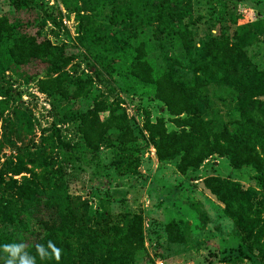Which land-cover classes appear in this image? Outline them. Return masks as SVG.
Here are the masks:
<instances>
[{"label": "trees", "instance_id": "16d2710c", "mask_svg": "<svg viewBox=\"0 0 264 264\" xmlns=\"http://www.w3.org/2000/svg\"><path fill=\"white\" fill-rule=\"evenodd\" d=\"M6 1L10 8L0 14V125L2 134L13 131L26 141L16 144L4 134L13 153L0 161V246L24 243L36 264H136L146 256L141 214L125 209L111 215L91 206L70 190L67 169L96 168L104 147L116 174L138 173L140 153L152 145L156 160L173 161L180 173L213 154L226 157L233 169L254 171L259 189L246 191L219 174L201 182L240 232L226 260L264 264V68L239 42L236 16L226 3L218 12L217 35L195 42L190 0H60L77 21L88 70L96 77L103 72L122 94L159 102L167 115L151 118L141 108L138 125L116 98L93 86L90 75L67 71L74 54L42 30L47 20L61 18L58 8L39 0ZM18 83H33L55 113L37 140ZM60 123L70 126L74 140L60 134ZM186 228L187 222L181 227L168 220L166 240L183 242ZM49 240L62 249L59 261L36 254L35 246ZM214 252L205 258L209 264L222 261ZM5 255L0 250V264Z\"/></svg>", "mask_w": 264, "mask_h": 264}, {"label": "rangeland", "instance_id": "374dc122", "mask_svg": "<svg viewBox=\"0 0 264 264\" xmlns=\"http://www.w3.org/2000/svg\"><path fill=\"white\" fill-rule=\"evenodd\" d=\"M189 3L191 16L194 18L191 28L195 42L207 33L217 35L221 27L218 12L224 8L222 4L226 3L227 11H232L236 16L235 27L239 42L245 46L251 61L258 68H264V0H190ZM9 8L6 0H0V14ZM19 15L27 17L25 12H20ZM69 16L72 21L68 24L62 23L61 18L57 17L56 23L47 20L42 28L51 41L65 43L67 50L74 54V58L65 67L67 71L73 68L74 72L70 71L73 75H90L93 86L108 97L116 98L127 118L132 117L138 125L143 119L141 108L147 109L151 118L157 115L167 118L165 112L160 110L159 102L137 95L122 94L103 72L96 77L94 72L88 70L84 60V56H88L87 52L77 40V21L73 13L65 15L66 18ZM29 32L33 33L34 28ZM7 75L8 73L6 77ZM18 84L19 88L26 91L20 99L31 111L32 138L37 140L41 128L48 127L54 121L55 113L46 96L33 83ZM223 102L218 101V105L224 109L227 105ZM166 124L171 126L167 120ZM57 126L61 135H65L67 139H75L70 126L61 123ZM4 134H8L16 144L26 141L23 135L17 136L13 131ZM4 134L0 125V161L13 153L4 140ZM139 157L138 173L116 174L110 165V150L102 147L98 151L96 168L86 172H70L67 169L69 188L87 199L91 206H102L111 215L125 209L141 214L146 256H138L136 264H209L205 258L214 251L222 261L215 260L210 264H230L226 259L235 253L240 232L222 214L220 202L203 187L201 179L205 175L219 174L241 182L243 188L249 191L251 188L259 189L253 177L254 171L248 166L233 169L226 157L213 154L198 168L180 173L173 161L158 162L152 145L145 146ZM170 219L179 220L181 227L184 222L188 223V228L184 229L183 242L166 240L163 228ZM30 220L29 226L34 229V220ZM22 238L25 239L26 236ZM234 264L253 262L241 257Z\"/></svg>", "mask_w": 264, "mask_h": 264}, {"label": "clouds", "instance_id": "9594fccd", "mask_svg": "<svg viewBox=\"0 0 264 264\" xmlns=\"http://www.w3.org/2000/svg\"><path fill=\"white\" fill-rule=\"evenodd\" d=\"M36 254L41 260L55 259L59 261L61 258L62 249L58 248L51 240L47 245L37 244ZM0 250L5 253L4 264H36V256L30 255L26 251L24 243H8L0 246Z\"/></svg>", "mask_w": 264, "mask_h": 264}, {"label": "built area", "instance_id": "2783aa9c", "mask_svg": "<svg viewBox=\"0 0 264 264\" xmlns=\"http://www.w3.org/2000/svg\"><path fill=\"white\" fill-rule=\"evenodd\" d=\"M41 3H43L46 6H50V7H56L59 9L60 13H61V21L64 24H68L70 21H72V17L69 16L68 18L65 17V15L67 14V12L65 11V9L63 8L61 1L60 0H39Z\"/></svg>", "mask_w": 264, "mask_h": 264}]
</instances>
